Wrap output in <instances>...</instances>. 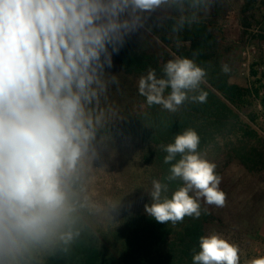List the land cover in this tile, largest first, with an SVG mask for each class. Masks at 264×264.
<instances>
[{
  "label": "clouds",
  "instance_id": "1",
  "mask_svg": "<svg viewBox=\"0 0 264 264\" xmlns=\"http://www.w3.org/2000/svg\"><path fill=\"white\" fill-rule=\"evenodd\" d=\"M213 0H0V264H43L69 255L81 236V197L88 166L107 147L114 109L103 106L110 71L132 36L149 21L171 20L173 33L200 21ZM225 74L228 64L221 65ZM138 80L148 107L176 113L186 101L204 102L207 69L175 57ZM170 90V91H169ZM167 92V94H166ZM187 128L161 144L170 165L153 179L145 213L173 225L199 219L201 201L224 206L216 165ZM180 185L171 192L173 182ZM192 264H240V248L217 232L199 237ZM248 264H264V256Z\"/></svg>",
  "mask_w": 264,
  "mask_h": 264
},
{
  "label": "trees",
  "instance_id": "2",
  "mask_svg": "<svg viewBox=\"0 0 264 264\" xmlns=\"http://www.w3.org/2000/svg\"><path fill=\"white\" fill-rule=\"evenodd\" d=\"M256 1L244 0V8L253 10ZM221 10L220 0H213L211 7L201 13L199 23L185 26L179 33L172 32L171 20L162 26L149 21L150 31L132 36L113 56L110 71L118 84L110 85L103 106L114 109L117 116L109 119L105 135L111 147L129 145L130 155L144 168L136 182V196L110 224L98 223L83 212L79 222L81 236L71 253L46 256L43 264H192V249L199 250V237L210 233L211 213L201 204L199 219L185 217L183 222L173 225L158 223L144 211V205L151 203L152 180L163 179L170 167L163 163L166 153L160 145L173 142L177 134L193 128L201 139L199 150L208 154V160L221 150L219 139L229 141L225 151L231 155L227 158L238 159L250 171L262 160L255 158V150L249 147L253 139L262 141L253 129L259 124L260 115L247 111L252 105L250 99L260 100L264 110V94L258 88L232 83L241 59L220 42L217 22L223 17ZM171 52L194 59L207 69L206 81L201 86L204 102L186 101L176 113L158 105L148 107L145 97L138 92L140 76L149 68L161 76L162 66L175 58ZM225 63L231 69L227 74L221 71ZM242 114H246L248 121ZM179 185V181L170 185L169 196Z\"/></svg>",
  "mask_w": 264,
  "mask_h": 264
},
{
  "label": "rangeland",
  "instance_id": "3",
  "mask_svg": "<svg viewBox=\"0 0 264 264\" xmlns=\"http://www.w3.org/2000/svg\"><path fill=\"white\" fill-rule=\"evenodd\" d=\"M255 4L249 11L244 8V0H220L223 17L218 18L217 27L221 44L241 59L237 73L231 78L232 83L253 90L258 88L263 95L264 0H257ZM250 102L252 105L247 112L260 115L259 124L253 129L262 141L253 139L249 147L255 150L254 157L258 160L262 157V160L250 171L238 159L227 158L231 155L225 151L229 141L219 139L221 150L208 158L216 165L215 172L221 178L219 188L225 193V204L221 207L201 201L212 215L209 232L222 234L240 248V264L264 256V110L260 100L250 99ZM242 117L248 121L246 114ZM112 145L114 147L107 144L100 158L88 166L81 192L86 204L83 212L105 224L117 219L119 211L134 200L136 182L144 170L139 160L130 155L129 145ZM246 256L248 260H244Z\"/></svg>",
  "mask_w": 264,
  "mask_h": 264
},
{
  "label": "crops",
  "instance_id": "4",
  "mask_svg": "<svg viewBox=\"0 0 264 264\" xmlns=\"http://www.w3.org/2000/svg\"><path fill=\"white\" fill-rule=\"evenodd\" d=\"M262 232H263V234H264V229L262 230ZM244 258H245L244 260H248V259H247V258H248L247 256H246V257H244Z\"/></svg>",
  "mask_w": 264,
  "mask_h": 264
}]
</instances>
